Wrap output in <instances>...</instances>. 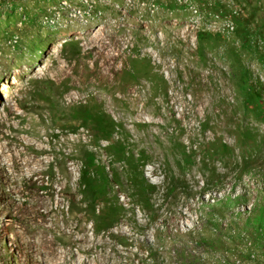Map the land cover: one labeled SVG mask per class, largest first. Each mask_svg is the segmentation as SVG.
<instances>
[{
    "label": "rangeland",
    "instance_id": "374dc122",
    "mask_svg": "<svg viewBox=\"0 0 264 264\" xmlns=\"http://www.w3.org/2000/svg\"><path fill=\"white\" fill-rule=\"evenodd\" d=\"M96 37L119 56L114 88L141 90L144 104L160 112L152 117L159 128L131 159L116 141L120 126L98 105L62 112L52 100L71 81L87 85L93 54L86 47ZM61 67L67 79L57 74ZM201 92L205 110L195 98ZM47 113L58 116L44 119L50 136L70 116L125 164L113 187L131 212L101 200L103 181L87 151L80 202L54 178L58 215L87 211L102 233L114 232L109 239L123 257L107 251L101 264H134L126 255L137 252L147 264H264V0H0V129H30ZM146 128L129 125V136ZM21 131L12 134L56 159L54 136L40 144ZM56 164L42 174L44 194H53ZM26 187L20 178L9 185L19 194ZM93 203L103 204L100 214ZM118 221L129 225L127 235L116 233ZM23 236L0 209V264H36L18 249Z\"/></svg>",
    "mask_w": 264,
    "mask_h": 264
},
{
    "label": "bare ground",
    "instance_id": "6f19581e",
    "mask_svg": "<svg viewBox=\"0 0 264 264\" xmlns=\"http://www.w3.org/2000/svg\"><path fill=\"white\" fill-rule=\"evenodd\" d=\"M86 49L93 54L92 68L86 72L83 79L87 85L81 86L71 81L66 90L63 89L64 86L56 90L54 96L52 95L53 103L62 112L73 110L84 102L98 105V111L109 117L111 125L120 126L116 141L122 143L129 159L134 158L146 148L147 137L152 134V130L159 128V123L155 122L152 117L160 112L157 108L144 104V93L141 90L128 87L119 90L114 88L113 71L116 69L115 63L119 60V56L114 54L113 50L106 51L107 46L102 39L96 37L89 42ZM67 70V67H61L57 74L67 79ZM206 97V92L198 93L195 97L197 104L203 110L207 106L204 99ZM147 116L150 119H146ZM46 118L57 119L58 116L47 113L45 118L41 119V124L36 120L29 121L36 123L30 129L28 126L15 128L11 124L5 127L6 131L0 129V182L2 186L0 209L9 213L22 229L24 236L18 249L28 260L36 264H101L102 259L105 258L101 254L107 251H113L116 257H123L121 252L115 250L109 239L114 236V232L108 230L102 233L94 225V216L87 214V211L69 217L58 215L61 214L62 207L58 200L53 202V199L54 195L56 197V194L61 193L54 188V178L58 177L57 184L60 185V190L72 195L73 200L80 202L77 199L79 187L86 177L81 165V157L82 154L85 155L84 151H87L94 169L103 181L100 188L104 190L105 197L101 196V200L110 199L119 207L124 204L127 206L126 211L131 212L132 209L126 202V198H121L120 192L113 187L117 177L125 171V164L121 162V158H110V146L95 138L90 132V127L80 125L83 129L81 130L78 125L68 122L71 119L68 116V121L59 127L60 131L55 134L52 130L50 136L48 131L51 129L44 125ZM129 125H145L147 128L144 129L141 137L136 139L129 136ZM20 129L29 130L34 134V140L40 144L43 143V137L49 139L54 136L58 140L55 144L56 159L52 158V150L50 151L52 159H50L48 157L50 154L45 153L46 150L43 147L31 145L30 142H25L12 134L23 133ZM70 134L73 136L69 137ZM176 141L182 145L180 139ZM48 144H50V139ZM54 160L58 163L56 164L58 173L52 174L50 188L53 194L48 192L44 194L41 192L45 189L42 187L44 184L42 174L45 167L50 166ZM105 167L109 169L108 172H105ZM153 173L155 174L154 171ZM196 173L189 174V180L194 184L197 182ZM19 178L29 188L26 187L25 194H19L9 188L10 184L16 185ZM83 185L86 186V184ZM92 207L98 209V214L104 209L101 203H93ZM191 211L192 207L187 213ZM183 215L187 214L182 213L178 217ZM114 227L116 233L122 235H127L130 228L126 221H118ZM145 238L147 239V235ZM137 245L136 247L143 251V242L141 244L138 242ZM126 258H131L135 261L134 264H147L142 252H137L132 257L127 254Z\"/></svg>",
    "mask_w": 264,
    "mask_h": 264
}]
</instances>
